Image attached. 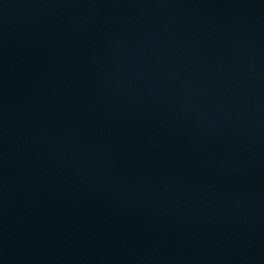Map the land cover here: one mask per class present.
I'll use <instances>...</instances> for the list:
<instances>
[{"label": "water", "instance_id": "95a60500", "mask_svg": "<svg viewBox=\"0 0 264 264\" xmlns=\"http://www.w3.org/2000/svg\"><path fill=\"white\" fill-rule=\"evenodd\" d=\"M0 264H264V0H0Z\"/></svg>", "mask_w": 264, "mask_h": 264}]
</instances>
